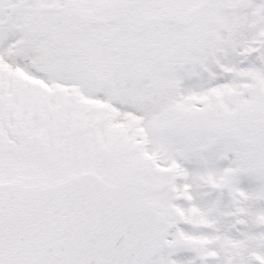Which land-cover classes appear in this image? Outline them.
Returning a JSON list of instances; mask_svg holds the SVG:
<instances>
[{
    "label": "snow or ice",
    "instance_id": "6c2138e0",
    "mask_svg": "<svg viewBox=\"0 0 264 264\" xmlns=\"http://www.w3.org/2000/svg\"><path fill=\"white\" fill-rule=\"evenodd\" d=\"M0 264H264V0H0Z\"/></svg>",
    "mask_w": 264,
    "mask_h": 264
}]
</instances>
